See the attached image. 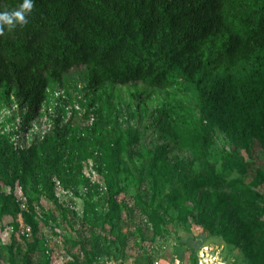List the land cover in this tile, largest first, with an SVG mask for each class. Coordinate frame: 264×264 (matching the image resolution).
<instances>
[{"label": "trees", "instance_id": "trees-1", "mask_svg": "<svg viewBox=\"0 0 264 264\" xmlns=\"http://www.w3.org/2000/svg\"><path fill=\"white\" fill-rule=\"evenodd\" d=\"M22 3L0 0V12ZM27 19L0 35V90L26 106L23 125L37 115L50 83L62 84L71 68L84 66L87 93L95 98L107 85L160 90L161 103L149 117L164 143L146 149L138 129L106 127L94 100L27 149L0 135V232L12 229L0 264H52L47 241L38 236L39 211L32 199L20 207L18 188L39 203L50 200L72 228L78 224L69 241L76 252L67 248L63 264L109 257L115 228L122 243L138 244L192 223L241 247L250 264H264V231L252 211L264 170L256 168L245 184L249 164L239 151L257 141L264 152V0H34ZM130 96L138 106L149 100L137 89ZM76 117L84 124L73 123ZM216 130L229 143L218 155L220 170L210 159ZM171 145L188 155L169 160ZM89 162L102 185L85 175ZM232 172L237 176L228 179ZM54 178L76 195L83 187L80 218L58 203ZM132 188L133 195L118 199ZM134 217L132 230L122 227ZM177 250L193 263L191 251Z\"/></svg>", "mask_w": 264, "mask_h": 264}, {"label": "rangeland", "instance_id": "rangeland-1", "mask_svg": "<svg viewBox=\"0 0 264 264\" xmlns=\"http://www.w3.org/2000/svg\"><path fill=\"white\" fill-rule=\"evenodd\" d=\"M85 75L86 68L84 66L73 67L63 75L62 84L50 83L43 108L46 110L51 108L53 114L59 115L63 110V101L56 98V92L58 90H63L65 96L69 99L79 95L76 100L79 101L81 107H91L90 103L94 100V107L100 110L99 119L103 123H106V127L114 125L122 129H138L140 134L139 146L150 149L155 148L158 144L164 143L159 134L154 132L151 125V118L149 117L152 110L161 103L163 93L160 90L147 89L140 83H136L134 86L131 84L123 86L107 85L106 94L102 95L101 98H95L91 93H87ZM135 89L146 92L148 96L147 99L149 100H147L145 107H143L141 103L138 106V100L130 96L131 92L135 91ZM182 99L192 104L190 97L182 96ZM104 101L109 103L111 107H105ZM9 103H11V100L4 98L2 90H0V107H6ZM108 113L112 114V119L108 116ZM80 120L79 117H76L72 121L73 123L78 122L83 125L84 122ZM172 147V152L167 156L169 160L174 161L179 157L188 155V153L185 154L181 149L174 148V146ZM228 147L229 143L224 139L223 134L216 130L210 159L217 170H220V159L218 155L222 151L221 149H227ZM239 151L244 161L249 164L248 174L243 181L245 184L251 185L255 169L261 168L264 170L263 149L257 141H253L249 147V151ZM84 172H89V166L84 167ZM93 173L96 177L93 179L103 184V178L95 171H93ZM236 176L237 174L232 172L227 175V178L230 179ZM254 190L259 193L260 198L257 201V205L252 209L253 219L264 231V182L255 187ZM4 191L8 192L9 189L4 188ZM54 192L58 203L69 206L70 209L76 213L77 218L81 217L83 203V197L81 195L84 192L83 187L80 191L81 195H76L73 191L67 189L61 191L60 189L54 188ZM15 194L25 205L27 199L33 200L34 205L39 211L38 236L47 241L46 251L50 257L51 263L63 264L69 256L67 248H69L72 253L76 252L75 249L70 246L69 241L76 238L75 230L78 228V224L74 226L75 228H72L62 219L50 200L43 198L41 203H39L34 198L35 195L33 192L28 191V194H24L20 189H17ZM131 195H133V188L128 190V194L125 192L121 193L118 199L122 200L124 197H130ZM124 202L128 204L130 201L125 200ZM101 204L102 206L100 209L103 210L105 203L102 200ZM45 216H50V218L46 221L44 219ZM138 218L139 217H134L132 220H125L122 227L129 225L130 230H132ZM142 218H144V216L140 217V219ZM4 221L9 222L10 219L8 218ZM55 223L59 225L58 228H56L58 235H55L53 232ZM10 228V226H7L0 233V247H8L10 245L12 234ZM21 229L23 230L22 227ZM27 237L30 239L29 234ZM109 240L113 241L111 254L109 257L100 258L97 264H172L174 257L178 254L177 249L179 248H185L191 251L193 261L191 264H218L219 262H222V264H250L242 252L241 247L238 248L228 244L219 235L210 234L201 226L193 223L189 228L183 226L170 227V229L156 237L154 241H146L138 244H134L132 238L128 240L127 244L122 243L120 240V230L115 228L113 235H109ZM20 244L24 246L23 242H20ZM241 245H245L244 238L241 240ZM6 264L8 263L6 262Z\"/></svg>", "mask_w": 264, "mask_h": 264}, {"label": "built area", "instance_id": "built-area-1", "mask_svg": "<svg viewBox=\"0 0 264 264\" xmlns=\"http://www.w3.org/2000/svg\"><path fill=\"white\" fill-rule=\"evenodd\" d=\"M48 91L49 90L47 87L46 97ZM78 97L79 95L75 96V98L73 97L69 99L65 96L63 90H58L56 92V98H59L63 101L62 112L57 115L53 114L51 108L47 110L43 108V103L46 100L45 98V100L40 105L37 115L31 118L25 125H23V117L27 111V108L24 104H21L20 101L14 97V95H10L9 100H11V103H9L6 107H0V135L6 136L10 142H12L15 148L21 150L27 149L49 134L57 121H59V125H63L68 122L75 113L86 111L87 108L81 107L79 101L76 100ZM91 164L92 163L90 162L88 163L89 172L85 173V175L90 177L92 181L100 183L98 180L93 179L96 177L94 176V169H92ZM53 181L54 188L60 189L61 191L64 189L56 178H54ZM18 200L21 201L20 198H18ZM20 207L22 209H26V205L23 203V201L20 202ZM10 230L12 231L11 228ZM25 232L26 235H28L29 229L26 228ZM67 259L68 257L66 260ZM172 264L186 263L182 259L175 256Z\"/></svg>", "mask_w": 264, "mask_h": 264}, {"label": "clouds", "instance_id": "clouds-1", "mask_svg": "<svg viewBox=\"0 0 264 264\" xmlns=\"http://www.w3.org/2000/svg\"><path fill=\"white\" fill-rule=\"evenodd\" d=\"M33 7L34 0H23L18 9L0 12V35H3L5 28L11 31L17 26L27 25L29 23L27 17L32 12Z\"/></svg>", "mask_w": 264, "mask_h": 264}, {"label": "bare ground", "instance_id": "bare-ground-1", "mask_svg": "<svg viewBox=\"0 0 264 264\" xmlns=\"http://www.w3.org/2000/svg\"><path fill=\"white\" fill-rule=\"evenodd\" d=\"M218 264H222V262H219Z\"/></svg>", "mask_w": 264, "mask_h": 264}, {"label": "crops", "instance_id": "crops-1", "mask_svg": "<svg viewBox=\"0 0 264 264\" xmlns=\"http://www.w3.org/2000/svg\"><path fill=\"white\" fill-rule=\"evenodd\" d=\"M177 257V256H176ZM184 261V260H183ZM189 264V263H188ZM190 264H191V262H190Z\"/></svg>", "mask_w": 264, "mask_h": 264}]
</instances>
